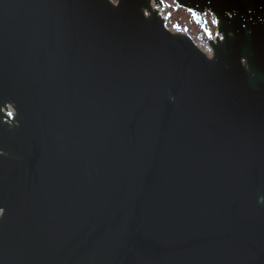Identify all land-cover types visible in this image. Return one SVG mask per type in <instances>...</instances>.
Segmentation results:
<instances>
[{
    "label": "water",
    "instance_id": "1",
    "mask_svg": "<svg viewBox=\"0 0 264 264\" xmlns=\"http://www.w3.org/2000/svg\"><path fill=\"white\" fill-rule=\"evenodd\" d=\"M172 1L213 57L151 0H0V264H264V0Z\"/></svg>",
    "mask_w": 264,
    "mask_h": 264
},
{
    "label": "rangeland",
    "instance_id": "2",
    "mask_svg": "<svg viewBox=\"0 0 264 264\" xmlns=\"http://www.w3.org/2000/svg\"><path fill=\"white\" fill-rule=\"evenodd\" d=\"M113 1L117 2V0ZM159 14L165 20L169 31L187 35L203 53L213 57V49L209 46V42L222 36L218 33L216 18L212 14L205 13L203 15L206 32L200 24L195 22V14H190L188 10L178 7L172 0H165V6L160 8ZM169 14H171L170 18H167ZM199 16L201 18V15ZM174 25H179L180 30L178 31ZM209 29L213 34L211 38L207 32Z\"/></svg>",
    "mask_w": 264,
    "mask_h": 264
},
{
    "label": "snow or ice",
    "instance_id": "3",
    "mask_svg": "<svg viewBox=\"0 0 264 264\" xmlns=\"http://www.w3.org/2000/svg\"><path fill=\"white\" fill-rule=\"evenodd\" d=\"M176 2L178 3V5L183 6L181 0H176ZM151 3H152L153 5H155V9H154V10H155L156 12H159L160 8L163 7V6H165V0H151ZM199 11L203 14V9H199ZM188 12H189L190 14H195L196 9H195L194 7H192V6H189V7H188ZM145 15H146V16H147V15H150V13H149V12H145ZM170 15H171V14H169V16H168L167 18H170ZM215 23H216L217 25H219V24H220L219 19H217V20L215 21ZM164 26L167 27V24L165 23ZM174 27H175L178 31L180 30L179 25H174ZM207 32H208L209 37L211 38L212 35H213L212 32H211V30L209 29V30H207ZM0 110H3V109H0ZM7 115H8L9 117H11V116H13V113H12L11 111H7Z\"/></svg>",
    "mask_w": 264,
    "mask_h": 264
},
{
    "label": "bare ground",
    "instance_id": "4",
    "mask_svg": "<svg viewBox=\"0 0 264 264\" xmlns=\"http://www.w3.org/2000/svg\"><path fill=\"white\" fill-rule=\"evenodd\" d=\"M153 9H154V7H153Z\"/></svg>",
    "mask_w": 264,
    "mask_h": 264
}]
</instances>
